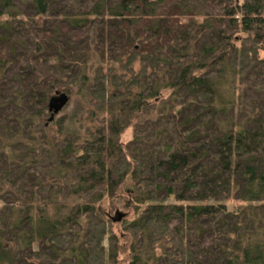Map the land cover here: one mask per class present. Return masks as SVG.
Returning <instances> with one entry per match:
<instances>
[{"label": "trees", "instance_id": "16d2710c", "mask_svg": "<svg viewBox=\"0 0 264 264\" xmlns=\"http://www.w3.org/2000/svg\"><path fill=\"white\" fill-rule=\"evenodd\" d=\"M95 252L264 264V0H0V264Z\"/></svg>", "mask_w": 264, "mask_h": 264}, {"label": "rangeland", "instance_id": "374dc122", "mask_svg": "<svg viewBox=\"0 0 264 264\" xmlns=\"http://www.w3.org/2000/svg\"><path fill=\"white\" fill-rule=\"evenodd\" d=\"M244 57L243 58H240L239 59V62H238V65H242L243 64V62H244ZM135 70H138V67H137V65H135ZM169 93L168 92H166V93H164L163 95H164V97H166L167 95H168ZM99 95V94H98ZM60 103V101H58V103L57 104H59ZM132 139V130L131 129H128V130H125L124 131V133L122 134V136H121V141L122 142H128V141H130ZM242 204L241 203H238V202H236L235 204H233L232 206H230V208L231 207H233V208H236V207H239V206H241ZM117 211H120V212H122V213H124V214H127V212L124 210V209H122V208H119V207H116L115 208V210L113 211V212H111V215H110V217H114L115 216V213L117 212ZM131 218V216H126L125 217V219H124V221L125 220H127V219H130ZM123 221V222H124ZM123 222H121V223H119L120 224V226H112L111 224L110 225H108L107 226V228H108V230L109 231H111V232H109V233H112V234H121V232H122V230H123V228H124V223ZM95 226V225H94ZM101 229V227H99V230ZM109 235L110 234H108L104 239H103V242H102V244H103V246L105 247V249H106V251L109 249V247H110V242H109ZM95 241H99L98 240V235H97V237L95 236ZM62 244H63V246L66 244V239L65 240H63L62 241ZM126 251V250H125ZM127 255H128V253H126ZM119 259L121 260V262L119 263V264H128L127 263V259H126V256H124V255H121L120 257H119ZM90 264H104V256L103 255H101V254H99V253H93L92 255H91V259H90Z\"/></svg>", "mask_w": 264, "mask_h": 264}, {"label": "water", "instance_id": "95a60500", "mask_svg": "<svg viewBox=\"0 0 264 264\" xmlns=\"http://www.w3.org/2000/svg\"><path fill=\"white\" fill-rule=\"evenodd\" d=\"M68 102V98L66 96H62V98L60 99V103L59 104H56V107H55V113L58 114L63 108L64 106L67 104ZM126 217V214L120 212V211H117L115 213V216L114 217H111V221L113 223H121Z\"/></svg>", "mask_w": 264, "mask_h": 264}]
</instances>
